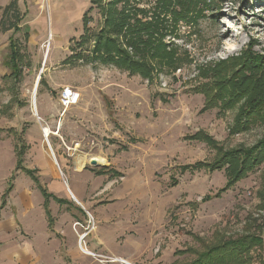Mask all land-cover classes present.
I'll return each instance as SVG.
<instances>
[{
    "label": "rangeland",
    "instance_id": "obj_1",
    "mask_svg": "<svg viewBox=\"0 0 264 264\" xmlns=\"http://www.w3.org/2000/svg\"><path fill=\"white\" fill-rule=\"evenodd\" d=\"M13 1L19 31L6 30L14 19L4 9ZM99 1L0 0V38L16 40L26 56L19 81L4 78L11 72L0 76V207L14 176L0 210V264H181L195 259L181 251L203 250L222 235L255 232L264 241V163L223 191L227 168L196 167L213 162L217 150L187 139L202 131L231 150L264 138V124L232 131L238 108L203 111L205 97L197 91L207 81L200 66L238 57L251 43L264 54V0H211L212 8L179 10L186 19L180 37L166 41L187 51L189 61L154 81L93 61L94 41L81 37L86 13L91 35L103 27ZM156 1L130 3L148 11L147 18L139 15L146 21ZM40 71L46 85L40 80L36 112ZM66 87L79 92L76 105L62 104ZM96 157L106 162L92 165ZM22 168L67 200L50 199L53 225L39 184ZM251 255L245 264H262L264 243Z\"/></svg>",
    "mask_w": 264,
    "mask_h": 264
},
{
    "label": "trees",
    "instance_id": "obj_2",
    "mask_svg": "<svg viewBox=\"0 0 264 264\" xmlns=\"http://www.w3.org/2000/svg\"><path fill=\"white\" fill-rule=\"evenodd\" d=\"M99 2L98 7L104 18L102 29L97 34L91 35L89 27L91 19L86 13L83 18L84 35L81 37L85 42L94 41L93 49L90 51L93 61L105 65L113 64L121 70L128 71L132 75H139L148 81H154L165 71L176 72L189 61L190 56L187 51L181 52L174 41H166L169 36L180 37L178 25L186 21L185 17L181 16V11L188 12L192 6H200V4L207 8L213 7L210 4L211 0H157L153 18L144 21L139 18V15L143 14L147 18L148 11L134 7L130 3L131 0H111L108 3L100 0ZM215 10L217 11L218 7H215ZM4 12L9 13L14 19L6 30L19 31L21 17L16 1L10 3ZM168 17L173 23L169 26L167 25ZM253 44L251 43L238 57L202 65L199 68V76L207 80L197 88V91L205 97L203 111L216 107L222 110L238 108L233 132H244L264 124V54L253 51ZM9 51L8 65L11 73L4 78L19 81L23 74L22 68L26 62V56L14 39L9 41ZM77 56L82 57L80 54ZM41 85H46L44 77L41 79ZM187 139L207 142L217 150V157L213 162H198L196 167L206 168L212 172L227 168L228 180L223 191L235 186L264 163V138L252 147L241 146L231 150H225L211 136L202 131L187 136ZM23 154L24 149L20 148L19 167L22 166ZM22 170L39 184L45 198L44 205L50 218V225H53L49 210L50 199L53 198L60 204L68 203L67 200L58 198L43 188L35 176L36 171L26 168ZM104 172L99 171V174ZM13 178L12 175L9 187L2 195L0 210L5 207V199L13 189ZM262 179L264 184V173ZM260 198V206L264 209V191L260 192ZM80 211L84 214L82 210ZM221 237L217 238L216 243L210 245L204 243L203 250L189 248L181 251V253L195 255L194 260L181 264L249 263L252 259L251 252L254 249H261L264 243L262 236L255 232H248L240 237L228 238L224 235Z\"/></svg>",
    "mask_w": 264,
    "mask_h": 264
},
{
    "label": "crops",
    "instance_id": "obj_3",
    "mask_svg": "<svg viewBox=\"0 0 264 264\" xmlns=\"http://www.w3.org/2000/svg\"><path fill=\"white\" fill-rule=\"evenodd\" d=\"M9 53H10V51H9V41H7L6 39H1L0 38V76H5L6 74H9L11 72L10 67L8 65ZM44 61H45V59H44ZM42 77H44V76L41 74V79H42ZM39 84H40V82H39ZM37 91H38V89H37ZM36 98H37V94H36ZM36 108H37V106H36ZM36 112H37V110H36ZM71 194H72V192H71ZM74 200H77L78 202H80L76 198V196H74Z\"/></svg>",
    "mask_w": 264,
    "mask_h": 264
},
{
    "label": "built area",
    "instance_id": "obj_4",
    "mask_svg": "<svg viewBox=\"0 0 264 264\" xmlns=\"http://www.w3.org/2000/svg\"><path fill=\"white\" fill-rule=\"evenodd\" d=\"M80 100V94L73 88L66 87L61 94V102L65 107L76 105ZM87 235L80 237V247L83 249V240Z\"/></svg>",
    "mask_w": 264,
    "mask_h": 264
},
{
    "label": "water",
    "instance_id": "obj_5",
    "mask_svg": "<svg viewBox=\"0 0 264 264\" xmlns=\"http://www.w3.org/2000/svg\"><path fill=\"white\" fill-rule=\"evenodd\" d=\"M45 62H46V61H44V63H45ZM41 74H42V71H40V74H39L38 79H37V82H36V87H35V94H34V109H35V111H36V94H37V89H38V87H39V82H40V80H41ZM91 164H92V165H97V164H98L97 159H96V158H93V159L91 160Z\"/></svg>",
    "mask_w": 264,
    "mask_h": 264
},
{
    "label": "bare ground",
    "instance_id": "obj_6",
    "mask_svg": "<svg viewBox=\"0 0 264 264\" xmlns=\"http://www.w3.org/2000/svg\"><path fill=\"white\" fill-rule=\"evenodd\" d=\"M51 134H52V133H51L50 129H46V130H45V136L49 137ZM96 159H97V161H98L99 164H103V163L106 162L103 158H98V157H96ZM81 166H82V165H81ZM79 168H80V166H79ZM83 249H84V247H83ZM85 251H87V250H85ZM120 261H121V260H120ZM115 262H118V261H115ZM121 262H123V261H121ZM125 263H126V262H125Z\"/></svg>",
    "mask_w": 264,
    "mask_h": 264
}]
</instances>
